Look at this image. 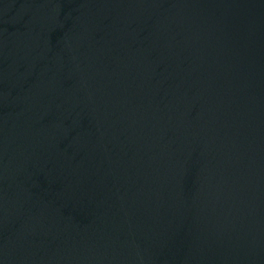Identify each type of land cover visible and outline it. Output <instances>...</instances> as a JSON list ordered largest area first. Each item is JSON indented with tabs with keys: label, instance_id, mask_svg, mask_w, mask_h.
<instances>
[{
	"label": "water",
	"instance_id": "95a60500",
	"mask_svg": "<svg viewBox=\"0 0 264 264\" xmlns=\"http://www.w3.org/2000/svg\"><path fill=\"white\" fill-rule=\"evenodd\" d=\"M0 264H264V0H0Z\"/></svg>",
	"mask_w": 264,
	"mask_h": 264
}]
</instances>
